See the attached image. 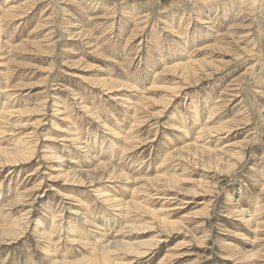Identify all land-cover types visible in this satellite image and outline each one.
Instances as JSON below:
<instances>
[{
	"label": "rangeland",
	"instance_id": "obj_1",
	"mask_svg": "<svg viewBox=\"0 0 264 264\" xmlns=\"http://www.w3.org/2000/svg\"><path fill=\"white\" fill-rule=\"evenodd\" d=\"M0 115V264H264V0H0Z\"/></svg>",
	"mask_w": 264,
	"mask_h": 264
},
{
	"label": "bare ground",
	"instance_id": "obj_2",
	"mask_svg": "<svg viewBox=\"0 0 264 264\" xmlns=\"http://www.w3.org/2000/svg\"><path fill=\"white\" fill-rule=\"evenodd\" d=\"M163 22H164V21H163ZM180 54H181V52H180ZM176 55H177V54H176ZM192 63H193V62H192ZM185 64H186V63H185ZM188 64H189V63H188ZM179 65H180V64H179ZM197 65H198V64H197ZM200 66H201V65H200ZM173 67H175V66H173ZM173 67H172V68H173ZM181 67L185 69L187 66H182V64H181ZM188 67H189V66H188ZM172 68H171V69H172ZM173 69H174V68H173ZM187 69H190V67L187 68ZM192 69H193V68H192ZM113 85H114V84H113ZM111 86H112V85H111ZM204 108H205V107H204ZM197 110H198V109H197ZM0 117H1V115H0ZM178 120H179V119H178ZM53 123H54V122H53ZM54 126H56V125H53V127H54ZM200 131H201V130H200ZM7 151H8V150H7ZM19 151H23V150H19ZM8 152H9V151H8ZM17 154H18V153H17ZM14 155H15V154H14ZM159 169H160V168H159ZM118 170H119V169H118ZM81 173H82V172H81ZM115 180H116V179H115ZM120 180H121V179H120ZM95 181H96V180H95ZM108 200H111V198L107 197V201H108ZM1 212H2V211H1ZM1 212H0V215H1ZM3 212H4V211H3ZM3 212H2V215L5 214V212H4V213H3ZM6 216H7V215H6ZM6 216L4 215V217H6ZM1 217H2V216H1ZM2 218H3V217H2ZM71 229H73V228H71ZM0 233H1V232H0ZM102 246H104V245H102ZM104 247H105V246H104ZM103 254H104V253H103ZM104 256H105V255H104ZM106 257H107V256H106ZM93 260H94V259H93ZM91 261H92V260H91ZM102 261H103V260H102ZM107 263H108V262H107Z\"/></svg>",
	"mask_w": 264,
	"mask_h": 264
}]
</instances>
